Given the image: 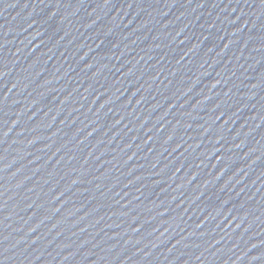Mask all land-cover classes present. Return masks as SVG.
<instances>
[{"label":"water","instance_id":"1","mask_svg":"<svg viewBox=\"0 0 264 264\" xmlns=\"http://www.w3.org/2000/svg\"><path fill=\"white\" fill-rule=\"evenodd\" d=\"M0 264H264V0H0Z\"/></svg>","mask_w":264,"mask_h":264}]
</instances>
